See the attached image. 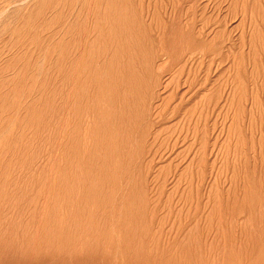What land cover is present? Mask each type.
Returning <instances> with one entry per match:
<instances>
[{"label":"rangeland","instance_id":"obj_1","mask_svg":"<svg viewBox=\"0 0 264 264\" xmlns=\"http://www.w3.org/2000/svg\"><path fill=\"white\" fill-rule=\"evenodd\" d=\"M0 264H264V0H0Z\"/></svg>","mask_w":264,"mask_h":264}]
</instances>
